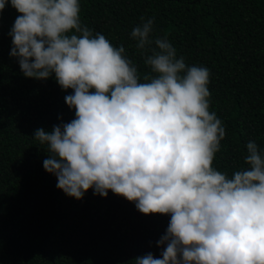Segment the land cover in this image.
Instances as JSON below:
<instances>
[{"label":"clouds","instance_id":"9594fccd","mask_svg":"<svg viewBox=\"0 0 264 264\" xmlns=\"http://www.w3.org/2000/svg\"><path fill=\"white\" fill-rule=\"evenodd\" d=\"M10 3L24 76L54 74L73 90L75 119L34 133L57 187L77 200L111 191L144 215L170 216L160 256L134 264H264V154L249 141L246 168L229 177L213 167L226 130L210 111L209 70L178 59L167 36L153 38L155 18H141L131 32L150 69L141 82L123 45L81 23L80 0Z\"/></svg>","mask_w":264,"mask_h":264},{"label":"trees","instance_id":"16d2710c","mask_svg":"<svg viewBox=\"0 0 264 264\" xmlns=\"http://www.w3.org/2000/svg\"><path fill=\"white\" fill-rule=\"evenodd\" d=\"M81 23L104 35L143 75L145 54L131 38L141 18H155L154 34L167 36L189 66L210 72V111L226 130L213 167L229 177L246 168V145L264 154V0H80ZM20 13L10 0L0 13V264H134L151 252L170 216L144 215L135 203L94 189L77 200L57 187L44 168L38 129L75 119L54 74L24 76L11 56L10 32ZM155 45H152L154 47ZM150 54V53H147Z\"/></svg>","mask_w":264,"mask_h":264}]
</instances>
